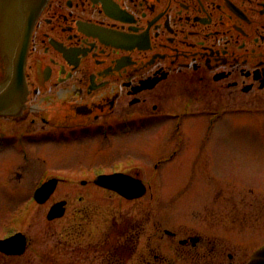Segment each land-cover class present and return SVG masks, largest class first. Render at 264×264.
I'll list each match as a JSON object with an SVG mask.
<instances>
[{
	"label": "flooded vegetation",
	"instance_id": "af4514ba",
	"mask_svg": "<svg viewBox=\"0 0 264 264\" xmlns=\"http://www.w3.org/2000/svg\"><path fill=\"white\" fill-rule=\"evenodd\" d=\"M17 37L0 28V90L8 82L23 87L0 114V180H22L18 169L32 147L54 158L89 154L77 161H89L78 166L90 168L87 174L45 168L30 198L57 179L58 186L94 184L129 202L146 199L135 229L114 219L94 242L73 239L66 264H249L264 246V212L250 208V190H221L235 182L210 171L207 143L219 121L264 118V0H48L21 78H13ZM176 159L189 183L166 198L154 189L153 168ZM112 174L125 180L123 188L145 191L129 198L99 183ZM200 181L210 190H188ZM58 186L37 202L50 203L48 218L66 201L65 213L49 221L70 207L69 196L53 201ZM27 215L20 209L0 236L25 233L24 250L0 249V264L40 257L39 244L29 253L31 236L21 226Z\"/></svg>",
	"mask_w": 264,
	"mask_h": 264
},
{
	"label": "rangeland",
	"instance_id": "374dc122",
	"mask_svg": "<svg viewBox=\"0 0 264 264\" xmlns=\"http://www.w3.org/2000/svg\"><path fill=\"white\" fill-rule=\"evenodd\" d=\"M210 145L214 150V161L210 171L219 175H229L235 182L230 185L233 188L221 190H250V208L264 212V193L251 191V188L264 190V118H249L244 122L237 119L219 121L207 143V146L210 147ZM110 155L106 152L103 156L104 162L110 159ZM90 157L89 154L64 153L63 155L56 154L54 158L50 153H40L35 147L30 148L27 159L20 163L18 169L24 174L22 180L20 182L0 180V236L12 224L20 209L21 211L24 209L22 204L26 207L31 205V190L38 181L41 171L47 168L50 173L61 175L81 173L82 170V174H87L90 168L78 166H85L89 161L81 163L77 161ZM159 157L155 155V159ZM57 158L60 159L58 162L55 161ZM178 159L163 163L158 169L153 168L154 189L163 193L161 194L163 197L167 198L169 196L167 192L170 190H181L189 183L188 176H184L187 166ZM196 172L200 175V170ZM192 186L190 184L188 190L205 191L210 190L211 185L200 181ZM81 195L84 199L80 198ZM64 196H69L70 200V207L65 217L49 221L46 214L50 203L39 204L35 210L33 208L34 211L26 213L28 215L21 226L26 228L31 236L30 241L33 245L29 249L30 255L38 246L37 244L40 247L37 254L40 257H35L36 260H30L27 264H51L46 261L47 259L53 260L52 264H66L69 258L66 247L68 242L73 239L83 241V243L94 242L103 230L105 232L110 228L114 219L126 221L124 223L128 225L124 227L126 230L135 229L139 221L138 217L146 207V199L137 202L121 200L115 194L105 193L102 188L94 184L82 186L81 183L76 182L60 183L53 201ZM195 201L202 200L196 199ZM79 208H84L82 215L77 213Z\"/></svg>",
	"mask_w": 264,
	"mask_h": 264
},
{
	"label": "water",
	"instance_id": "95a60500",
	"mask_svg": "<svg viewBox=\"0 0 264 264\" xmlns=\"http://www.w3.org/2000/svg\"><path fill=\"white\" fill-rule=\"evenodd\" d=\"M48 0H0V28L18 32L16 48L14 52L13 65L15 75L13 78L23 77L24 61L28 49V43L35 21L42 8ZM0 90V114L8 111L14 99L23 94V87L14 82H8ZM20 89V90H19ZM119 175L112 174L99 178V183L110 188L119 190L129 198L141 195L145 188L140 185L132 188H123L125 180L118 179ZM58 184L57 179L46 182L37 192V198L40 202L46 201ZM66 201H60L54 204L48 218L53 219L62 216L65 213ZM12 245V246H11ZM26 245V236L19 232L9 240L0 241V249L10 253H21ZM11 246V248H9ZM249 264H264V247L256 251Z\"/></svg>",
	"mask_w": 264,
	"mask_h": 264
},
{
	"label": "bare ground",
	"instance_id": "6f19581e",
	"mask_svg": "<svg viewBox=\"0 0 264 264\" xmlns=\"http://www.w3.org/2000/svg\"><path fill=\"white\" fill-rule=\"evenodd\" d=\"M34 205H35V207H34V210H35V208H37V201L35 202ZM32 208H33V207H32ZM31 210H33V209H31ZM34 210H33V211H34Z\"/></svg>",
	"mask_w": 264,
	"mask_h": 264
}]
</instances>
